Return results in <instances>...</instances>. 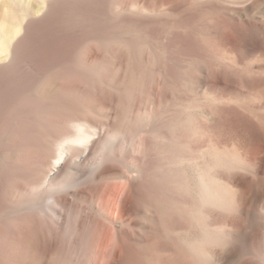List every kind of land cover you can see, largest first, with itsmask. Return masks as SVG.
Returning <instances> with one entry per match:
<instances>
[{"label": "bare ground", "instance_id": "obj_1", "mask_svg": "<svg viewBox=\"0 0 264 264\" xmlns=\"http://www.w3.org/2000/svg\"><path fill=\"white\" fill-rule=\"evenodd\" d=\"M0 264H264V0H0Z\"/></svg>", "mask_w": 264, "mask_h": 264}]
</instances>
